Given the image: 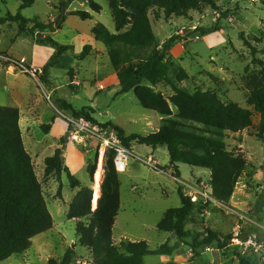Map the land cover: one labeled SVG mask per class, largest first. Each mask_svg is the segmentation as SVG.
Wrapping results in <instances>:
<instances>
[{
    "label": "rangeland",
    "instance_id": "374dc122",
    "mask_svg": "<svg viewBox=\"0 0 264 264\" xmlns=\"http://www.w3.org/2000/svg\"><path fill=\"white\" fill-rule=\"evenodd\" d=\"M68 1L34 0L30 8L21 11V15L32 23H53L63 4ZM92 2L100 6L98 13L91 10ZM214 3L216 10L209 7L202 12L190 10L186 16L164 17L156 9L149 10L147 16L158 48L172 35L178 37L174 43L182 45L179 46L177 58L168 53V58L183 68L189 77L178 83V87L189 92L210 90L221 101L250 111V125L237 133L226 132L224 139L227 151L242 155L246 167L226 203L219 202L220 206L205 205L202 201L192 203L194 209L184 221L187 236L179 240L173 233L159 232L156 225L165 211L180 206L178 189L186 195L188 190L201 187L212 195L210 171L180 163L177 165L179 179L169 168V155L164 146L152 149L146 145H135L133 153L145 158V162L142 164L135 157H130L126 171L117 172L120 205L112 227V242L118 247L123 240L144 241L151 251L164 243L171 247L169 254L144 257V264H238L239 258L248 259L253 264H264L245 246L251 235L264 242V134L259 133V115L247 103L248 90L244 83L245 77L253 76L258 70L251 63L252 49L255 50L256 59L264 62V0H214ZM19 4L18 0H0V21L8 14L15 15ZM76 11L90 13L91 19L81 20L72 15ZM64 15L61 28L55 31L29 30L32 23H28V30L19 32L18 22H0V104H11L9 100L13 97L20 102L24 111L34 101L38 113L46 109L52 115L53 131L63 135L55 141L53 132L45 135L39 130L34 133L35 137H30L26 132L27 126L23 125L26 121L23 118V145L32 159L52 225L32 239L28 250L0 264H47L50 260L59 263L68 250L72 252L69 264H94L91 253L79 243L75 232L77 221L67 219L66 215L68 204L77 191L82 187L91 189L93 184V178L90 180L86 172L87 162H92L96 154L95 170L100 160L103 169L107 151L102 159V147L91 137H86L80 143L73 140L64 143L68 125L60 113L67 117H72V114L63 109L61 101L70 104L74 110L91 108L93 114L90 115L96 121L93 124L105 127V123L113 122L127 134L148 135L153 132L148 121L151 125L157 123L156 119L160 123L161 117L143 109L132 92L117 93L115 72L105 48L93 39L92 30L97 23L110 33H117L109 0H72ZM215 24L218 31L204 36L195 32L197 28L213 27ZM45 37L52 38L60 45L72 46L74 55H78L85 45L92 47L91 54L82 61L63 55L73 60L71 73L81 83L79 87L73 85L71 89L66 83L70 68L68 71L53 72L58 86L57 91L53 92L47 78L43 79V74L37 76L36 80L29 78V74L19 65L14 66L15 62L22 60L21 66L25 68L43 69L55 51V48L43 43ZM98 50L102 51L99 56L96 55ZM153 89L165 98L172 95L171 89L164 84H158ZM35 127L39 126L35 124ZM58 148L65 152V165L80 181L77 188L71 189L67 176L62 174L60 196H57L58 183H51L50 178L43 174L44 159L52 156ZM146 152L152 155L146 156ZM147 158L155 161L163 171H157L154 163L155 166L152 164L150 167ZM53 180L56 181L54 177ZM90 205L93 211L92 199ZM236 229L240 230L237 232ZM207 230L217 233L220 239L230 237L229 242L223 248H217L218 252H207L206 246L200 244L208 236Z\"/></svg>",
    "mask_w": 264,
    "mask_h": 264
},
{
    "label": "trees",
    "instance_id": "16d2710c",
    "mask_svg": "<svg viewBox=\"0 0 264 264\" xmlns=\"http://www.w3.org/2000/svg\"><path fill=\"white\" fill-rule=\"evenodd\" d=\"M19 8L15 15L8 14L0 22H18L19 32L28 29L30 19L21 15V11L30 8L34 0H18ZM67 4H63L55 22H33L29 29H60L65 20ZM114 28L117 33H110L102 24L97 23L92 30L94 40L103 44L110 65L115 72L119 86L118 94L132 92L139 105L157 113L161 119L156 132L142 136L125 135L124 132L109 123L104 124L116 131L124 146L131 148L132 143L146 145L152 149L166 147L169 155V168L179 178L176 164H187L210 171V185L213 197L220 203H226L232 196L235 184L246 167V161L240 154L227 151L225 134L237 133L250 125L251 113L237 104L225 103L210 91L195 90L189 92L177 86L188 80L187 73L174 64L168 53L178 39L172 35L158 48L157 38L148 20V11L156 9L164 17L186 16L190 10L202 12L207 7L216 10L214 0H109ZM90 8L98 13L100 6L91 3ZM81 20L91 19L90 13L76 11L72 13ZM125 29V30H124ZM124 30L123 32H121ZM217 24L208 28H197L196 33L204 36L218 31ZM44 44L55 48L49 62L43 67V79L47 71L63 55L72 56L77 61L84 60L92 52L89 45L83 46L78 55L73 47L60 45L50 37H45ZM252 64L258 70L253 76L244 78L248 90L247 103L253 106L259 115L258 129L264 134V62L255 57L252 49ZM72 69L68 71L72 79ZM167 85L172 95L165 98L153 87ZM73 89L72 85H69ZM63 109L69 110L73 117H83L96 122L91 108L74 110L70 104L61 101ZM175 110V111H174ZM19 111L14 107L0 106V262L13 255L28 250L32 239L48 230L52 217L41 193L32 160L24 148L19 128ZM51 123L40 125L39 129L48 134ZM61 149H56L52 156L44 159L45 177H55L58 183L57 196H60L62 174L68 179L69 187L75 189L79 180L64 165ZM114 153L108 150L104 160V174L100 184V197L91 211L92 190L82 187L68 204L67 219L76 220L75 232L79 243L92 255L94 264H144L148 255L169 254L171 247L164 243L151 251L144 241H121L116 247L112 242V227L120 205L118 173L113 165ZM97 155L92 162H87L86 172L92 180ZM264 171V165H263ZM180 206L165 211L156 227L159 232L173 233L177 239L187 236L184 229L185 219L192 213L194 206L178 189ZM84 219V221H81ZM208 236L201 241V246L223 248L229 242L207 230ZM72 252L68 250L62 260H50L47 264H69ZM238 264H253L245 258H239Z\"/></svg>",
    "mask_w": 264,
    "mask_h": 264
},
{
    "label": "built area",
    "instance_id": "2783aa9c",
    "mask_svg": "<svg viewBox=\"0 0 264 264\" xmlns=\"http://www.w3.org/2000/svg\"><path fill=\"white\" fill-rule=\"evenodd\" d=\"M22 63L23 61L20 60L19 62H15L14 66L19 65L20 67H22V69L27 74H29L30 77L37 80V76L43 74L42 68H25L24 66H21ZM60 115L66 120V123L68 125V129L66 132L68 140H73L80 143L84 142V139L86 137H91L95 139V141L101 145L102 148L100 151L103 153V155H105L106 151L108 150L113 151V165L116 172L124 173L126 171L128 160L133 155L130 149L124 146L122 140L119 138L115 130L110 127L97 126L83 117H67L61 113ZM146 160V162H149V166L152 167V164L154 162L150 161V159L148 158ZM143 162H145V160ZM200 188L201 187H194L193 190H188V192L184 196L189 199L191 203H197L199 201H202V203H204L205 205H221L211 194L207 193L206 191H204V189ZM236 230L238 232L240 229ZM245 246L249 247L250 250L256 254L258 260L264 263V242L260 241L256 237V235H251L245 242ZM205 249L207 252H218L217 248H213V246H206Z\"/></svg>",
    "mask_w": 264,
    "mask_h": 264
},
{
    "label": "crops",
    "instance_id": "0c3cea01",
    "mask_svg": "<svg viewBox=\"0 0 264 264\" xmlns=\"http://www.w3.org/2000/svg\"><path fill=\"white\" fill-rule=\"evenodd\" d=\"M92 36H93V34H92ZM207 37H210V35L207 36ZM93 39H94V36H93ZM179 46H182V45H179V43H174L173 44V46L171 47V49L169 51L170 56H172L173 58H177L178 57L177 52L179 51ZM183 51H184V49H183ZM101 54H102V51L101 50L96 51V55L97 56H99ZM72 65H73V60L70 57H68V56H61V57H59L57 59L56 64L47 71V80L50 83V87L52 88L53 92H56L57 89H58V86L55 83V78L53 76V72H55V71H61V70H63V71L67 70L68 71L69 68H72ZM29 78H31V77L29 76ZM72 79H70V78L67 79V82H66L67 85H72V86L75 85L77 87H79L81 85V83H79L77 81L76 75H73L72 76ZM115 85H118L117 80L115 81ZM118 91H119V86H118ZM9 101H11L10 102L11 104H7V106H3L2 104H0V106H3V107H14V108H17L18 109V111H19V121H18V124H19V128H20V131H21V135H22V121H23V118H25V120H26V121L23 122L24 123L23 125H26L27 126L26 127V132H27V135L30 136V137H31V135L32 136L34 135V137H35L36 132H39V130H40L39 127H35V124H37L38 126H40V125H46L49 122H51V120H52V115L49 114V111L48 110L44 109V110L41 111V113H38V111L34 107L35 106V102L34 101H32V103L28 104V106L26 108H24V111H22V107H21L20 102L17 101L15 98L11 97ZM156 122L157 123H152V125H151V123H149V121H148V124L152 127L153 132H156L158 130V128H159V123H158V120L157 119H156ZM107 123H109V124H111L113 126H116V127L120 128L119 126H117L113 122H107ZM53 126H54V124L51 123V127H50V130H49V133L48 134H51L53 132V136L55 137V141H56V139H59L60 137H63V135L61 133H59V132L57 133V132L53 131ZM120 129L124 132L125 135H130V134L125 133V131L122 128H120ZM39 134H41V133H39ZM45 135H47V134H45ZM66 140H68V139H65V142L64 143H67ZM135 145H137V144L136 143H132L131 144L130 151H131V153L133 155L132 157H135L136 160H138L140 163L143 164V161L145 160V158H142V157H140V156H138V155H136V154L133 153V149H134ZM64 148H66V145H64ZM147 148H149V147L147 146ZM147 152H146V156H151L152 155V154L151 155L149 154L150 152L149 153H147ZM62 157H63V159H62L63 160V163L65 165V152L64 151L62 152ZM81 158H83V157L81 156ZM154 164L156 165L157 168L160 167L155 161H154ZM178 164H180V163H177L176 166ZM156 167H155V169H156ZM177 169H178V167H177ZM156 170L157 171H160V172L163 171L162 169H159V168L156 169ZM102 176H103V171H102ZM61 177H62V175H61ZM61 177H60V180H61ZM49 178H50L51 183H57L55 180H53V177L52 176L49 177ZM179 179H181L180 176H179Z\"/></svg>",
    "mask_w": 264,
    "mask_h": 264
},
{
    "label": "bare ground",
    "instance_id": "6f19581e",
    "mask_svg": "<svg viewBox=\"0 0 264 264\" xmlns=\"http://www.w3.org/2000/svg\"><path fill=\"white\" fill-rule=\"evenodd\" d=\"M101 157L103 159V153L101 152ZM102 161L100 160L99 161V164L94 172V175H93V184L91 186V190H92V204H93V207L92 209L94 210L95 207H96V204H97V201L100 197V183L102 181Z\"/></svg>",
    "mask_w": 264,
    "mask_h": 264
},
{
    "label": "water",
    "instance_id": "95a60500",
    "mask_svg": "<svg viewBox=\"0 0 264 264\" xmlns=\"http://www.w3.org/2000/svg\"><path fill=\"white\" fill-rule=\"evenodd\" d=\"M61 159H63L62 154H61ZM100 195H101V194H100Z\"/></svg>",
    "mask_w": 264,
    "mask_h": 264
}]
</instances>
